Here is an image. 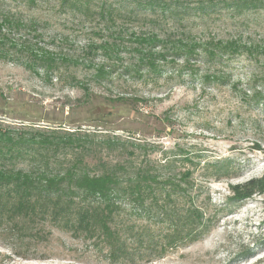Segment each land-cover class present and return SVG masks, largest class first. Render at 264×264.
I'll use <instances>...</instances> for the list:
<instances>
[{"label":"rangeland","instance_id":"rangeland-1","mask_svg":"<svg viewBox=\"0 0 264 264\" xmlns=\"http://www.w3.org/2000/svg\"><path fill=\"white\" fill-rule=\"evenodd\" d=\"M172 1L190 9L183 20L171 19L158 30H185L208 52L200 49L190 62L172 59L162 74L143 77L121 72L123 62L131 61L122 53L116 73L100 82L85 65L48 78L13 60H0V127L88 132L99 144L91 165L139 157L143 165L153 166L173 160L178 179L191 171L183 182L189 192L177 197V205L203 208L213 220L209 231L196 242L137 264H264V195L238 201L232 192V186L264 174V7L237 13L225 5L232 0ZM61 4L0 0V13L36 20L41 45L58 53L80 55L90 42L101 41L103 21L88 20ZM133 25L136 30L152 28L151 23ZM218 40H237V45L255 49L250 54L222 52L212 44ZM93 58L95 63L103 60L101 55ZM105 140L121 143L109 150ZM132 150L135 156L128 154ZM131 208L125 207L115 225L133 253L150 252L144 242L154 237L159 245L168 241L174 229L170 222L139 217ZM33 230L43 238L0 232V264H127L108 257L112 243L99 232H75L51 221Z\"/></svg>","mask_w":264,"mask_h":264},{"label":"trees","instance_id":"trees-1","mask_svg":"<svg viewBox=\"0 0 264 264\" xmlns=\"http://www.w3.org/2000/svg\"><path fill=\"white\" fill-rule=\"evenodd\" d=\"M225 5L243 13L264 7V0H232ZM61 7L81 13L88 20L97 17L103 21L104 28L98 33L101 41L90 42L80 55L58 53L41 45L43 33L36 20L0 13V60H13L31 73L48 78L60 77L71 67L85 65L93 71L95 81L100 82L116 73L122 53L129 54L131 61L123 60L121 72L143 77L162 74L172 59L190 62L200 49L208 52L185 30H158L161 23L183 20L182 15L190 9L172 0H62ZM198 8L206 11L207 6L199 4ZM141 22L145 26L151 23L152 28L136 30L133 24ZM12 35L23 38H11ZM237 43V40L226 44L222 40L212 42L222 52L250 54L255 49ZM92 54L101 55L103 60L95 63V57L90 59ZM73 79L79 83L77 77ZM91 136L80 130L33 125L0 127L1 233L42 239L43 236H38L40 232L33 229L37 224L51 221L75 232L82 230L91 235L99 232L104 241L112 243L110 259L137 264L141 260H153L170 247L196 242L209 231L213 220L203 208L195 204L187 208L177 205V197L189 192V186H183V182L188 181L191 171L186 170L180 180L172 172L173 160L153 166L143 165L139 157L137 161L100 160L91 165V154L99 146ZM120 143L105 140L109 150ZM128 154L135 156L136 152L132 150ZM232 192L238 201L257 193L264 195V174L243 185L232 186ZM127 206L139 217L152 220L157 216L170 222L174 229L167 235L168 241L159 245L154 237L144 242L148 243L150 252L133 253L115 225Z\"/></svg>","mask_w":264,"mask_h":264}]
</instances>
